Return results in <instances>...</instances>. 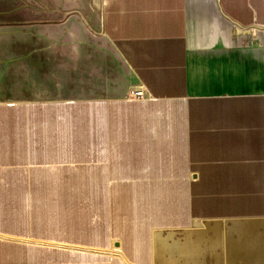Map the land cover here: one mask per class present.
I'll list each match as a JSON object with an SVG mask.
<instances>
[{"label":"crops","instance_id":"obj_1","mask_svg":"<svg viewBox=\"0 0 264 264\" xmlns=\"http://www.w3.org/2000/svg\"><path fill=\"white\" fill-rule=\"evenodd\" d=\"M10 1L0 264H264V0Z\"/></svg>","mask_w":264,"mask_h":264},{"label":"rangeland","instance_id":"obj_2","mask_svg":"<svg viewBox=\"0 0 264 264\" xmlns=\"http://www.w3.org/2000/svg\"><path fill=\"white\" fill-rule=\"evenodd\" d=\"M14 2L15 1L0 0V56H8L9 54H14L15 50L17 49H15L11 44V40L15 38V36H17V33H7L4 30L9 18L7 17V13L9 11L8 9H11L13 7ZM30 3L32 5V0L28 2L29 6H31Z\"/></svg>","mask_w":264,"mask_h":264},{"label":"built area","instance_id":"obj_3","mask_svg":"<svg viewBox=\"0 0 264 264\" xmlns=\"http://www.w3.org/2000/svg\"><path fill=\"white\" fill-rule=\"evenodd\" d=\"M131 94H132V97L134 98H139V97L148 98V95L145 93L144 89L142 88L133 90Z\"/></svg>","mask_w":264,"mask_h":264}]
</instances>
